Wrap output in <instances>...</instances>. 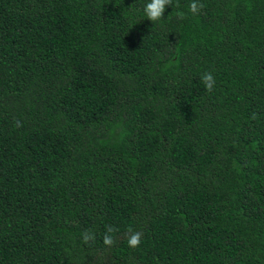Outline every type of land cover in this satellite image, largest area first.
Masks as SVG:
<instances>
[{
	"label": "trees",
	"instance_id": "trees-1",
	"mask_svg": "<svg viewBox=\"0 0 264 264\" xmlns=\"http://www.w3.org/2000/svg\"><path fill=\"white\" fill-rule=\"evenodd\" d=\"M147 2L0 0V264H264V0Z\"/></svg>",
	"mask_w": 264,
	"mask_h": 264
},
{
	"label": "clouds",
	"instance_id": "clouds-1",
	"mask_svg": "<svg viewBox=\"0 0 264 264\" xmlns=\"http://www.w3.org/2000/svg\"><path fill=\"white\" fill-rule=\"evenodd\" d=\"M172 3L173 0H149V2L144 5L143 11L149 21L157 22L164 16L166 6L172 5ZM202 7L203 4H200L199 0H192L189 5V10L195 14L198 13ZM180 18H183V13L180 14ZM201 81L208 91H211L214 87L215 80L211 72L202 73ZM113 231L114 229L112 227L107 229V232L103 236L104 245L112 246L114 244L115 241L111 235ZM94 238L95 237L91 233H85L83 236L85 243H87L89 240H93ZM127 243L130 248L138 247L141 243V233L133 232L128 236Z\"/></svg>",
	"mask_w": 264,
	"mask_h": 264
}]
</instances>
